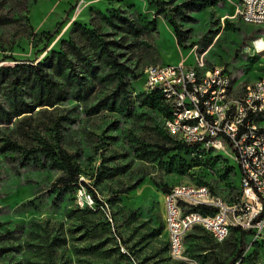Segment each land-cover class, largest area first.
<instances>
[{"label": "rangeland", "instance_id": "1", "mask_svg": "<svg viewBox=\"0 0 264 264\" xmlns=\"http://www.w3.org/2000/svg\"><path fill=\"white\" fill-rule=\"evenodd\" d=\"M207 1L0 0V49L6 54L38 62L47 54L42 32L58 25L48 51H59L74 25L93 29V21L103 23L105 41L121 42L111 47L124 65L114 68L89 55L90 67L77 65L79 84L59 79L65 92L54 106L35 105L31 113L0 125V264H194L168 258L161 229L164 186L205 184L232 202L240 193L236 154L226 142L164 153L159 146L178 141L165 128L163 104L147 99L142 76L151 64L182 62L200 69L203 57L208 67L203 72L216 71L210 65L224 67L240 96L246 85L264 77V51L253 45L264 38V29L242 22L240 0ZM120 17L138 26L137 35L124 31ZM171 22L183 32L187 48L178 44ZM25 97L31 104L28 93ZM259 123L264 129V114ZM7 141L17 142L16 150L5 148ZM46 144L73 157L88 193L100 199L89 206L93 217L106 227H89L88 213L76 211L82 207L80 187L58 184L63 161L35 151ZM234 227L228 222L220 230L230 234ZM240 238L231 233L228 245L216 244L193 228L185 238V256L198 264L214 259L226 264ZM245 242L240 264H264V230Z\"/></svg>", "mask_w": 264, "mask_h": 264}, {"label": "built area", "instance_id": "2", "mask_svg": "<svg viewBox=\"0 0 264 264\" xmlns=\"http://www.w3.org/2000/svg\"><path fill=\"white\" fill-rule=\"evenodd\" d=\"M240 1L242 22L264 27V0ZM253 45L261 50L264 38H255ZM203 60L200 73H193V66L182 62L151 64L144 71L145 90L152 92L154 86L164 85L166 104L177 108L178 121H171L169 115L165 121L167 131L192 149L229 143L240 168V193L232 202L215 195L205 184H177L164 193L169 253L173 260L196 264L185 256L184 241L195 226L203 227L219 243L230 235L217 229L220 221H237L239 229L256 236L264 230V131L257 124L264 114V80L257 78L246 85L240 97H235L231 91H223L224 77H232L230 72L220 65H210L216 66V73L203 75V68H208L203 67ZM249 157H256L255 169H248ZM79 187L82 207H92L91 193L83 184ZM195 207L215 211L204 213Z\"/></svg>", "mask_w": 264, "mask_h": 264}, {"label": "trees", "instance_id": "3", "mask_svg": "<svg viewBox=\"0 0 264 264\" xmlns=\"http://www.w3.org/2000/svg\"><path fill=\"white\" fill-rule=\"evenodd\" d=\"M119 19L122 23V26L124 27V31L131 35H137L138 26L134 25V23L127 18L120 17ZM106 20L111 21L109 18H107ZM91 23L94 24L93 29L90 27H81L74 25L70 30V39L62 41V49L59 51H48V42L58 32V25L52 31L42 32V34L47 36L42 51H46L47 54L42 60H39L38 62H34L33 60L28 61L27 59L15 58L14 56L6 54V51L4 49H0V125L10 124L13 122V119L15 117L26 113H31L35 105L37 107L54 106L56 104V101L64 96L65 92L64 88H62V85L60 87L59 79H66L69 84H79L78 81L81 79V76L76 73L77 65L79 63H83L88 68L90 61L88 59L89 55L93 56V54H96L97 57L107 60L108 63L111 64L114 68H122L124 66L118 61V54L115 52V48L113 49L111 47V44L120 45L121 42L105 41L103 39V36H101L103 34V23H94L93 21H91ZM171 25L176 35L178 44L183 46L184 48H187L188 46H186V44L184 43V38L182 36L183 32L174 22H171ZM122 38L124 40L126 39L125 37ZM122 45L124 47L125 42L124 44H121V46ZM96 55L94 57H96ZM8 60L13 61L14 64H1V62ZM91 69H93V66H91ZM142 77L144 84V72ZM27 90L29 92H27ZM158 90L159 89H155L152 92H148L147 99L153 103H156V101L161 102L166 109V117H168L170 115L169 108L166 105L162 92H160L161 90ZM27 93L32 100L31 104L26 100L25 94ZM30 116L31 115H27L26 118H29ZM21 127L25 133L26 128L23 125H21ZM177 141L178 142H174L175 144L173 146H165L164 144H162L159 147L164 150V153H168L173 149H192L182 141L178 139ZM7 146H9L8 148L16 150L18 143L15 141H7L5 144V148H7ZM35 151L43 153L48 157L58 156L63 161V164L65 165V173L57 179L59 185H75L77 189L80 184L87 186V184L81 179V171L74 164L73 157L67 155L64 150L59 149L56 151L53 146H51L50 144H46L44 146L35 148ZM164 189V193H166L171 189V187L169 188L167 186H164ZM91 195L93 199L98 204H100V199L97 197V195L94 192H92ZM77 206L79 208L76 211H80L83 214L88 213L89 227L96 229L100 228V226H107V222L104 223L95 220V218L93 217L94 210L91 209L88 205L83 207L79 205ZM193 209L200 210L204 213H212L215 211V209L213 208L207 209L206 207H195ZM85 220H87L86 217ZM163 228L165 229L168 241V258L173 260L169 253V240L165 228V223L163 224L161 229ZM194 228L207 232L203 227L199 225L195 226ZM207 233L210 235L211 240L216 244L228 245L230 243L229 237L224 242L219 243L214 240L209 232ZM231 233L232 235L239 234V236L241 237V244L237 248L235 257L226 264H235V262L240 259L247 245V243L245 242V238L246 236L251 234V232L241 230L237 227L232 228ZM175 261L182 262L178 260ZM213 264L225 263L221 261L219 262L217 259H214Z\"/></svg>", "mask_w": 264, "mask_h": 264}, {"label": "bare ground", "instance_id": "4", "mask_svg": "<svg viewBox=\"0 0 264 264\" xmlns=\"http://www.w3.org/2000/svg\"><path fill=\"white\" fill-rule=\"evenodd\" d=\"M245 24H254L255 25V22H247ZM255 51L263 52L264 48H262L261 50H255ZM199 68H200V63H199ZM193 73H200V69L193 68ZM215 73H216V71L208 72V73L203 72V75H210V74H215ZM259 80H264V77L259 79ZM232 85H233L232 77H224V80H223V91H231ZM155 89H159V90H161L160 92H162V94H165L164 85H156V86L153 87V91ZM166 105L169 108V112H170V115H171V121H178L177 108L171 107L170 104H166ZM166 121H168V117H167ZM212 146H220V144H212ZM201 147H208V146H201ZM255 164H256V157H249L248 169H255ZM228 222H234L235 227L239 228V224H238L237 221H220V222H217V229H221L222 227H225L228 224ZM194 264H196V263H194Z\"/></svg>", "mask_w": 264, "mask_h": 264}, {"label": "crops", "instance_id": "5", "mask_svg": "<svg viewBox=\"0 0 264 264\" xmlns=\"http://www.w3.org/2000/svg\"><path fill=\"white\" fill-rule=\"evenodd\" d=\"M258 28H263V29H264V27H261V26H258ZM231 92H232V95H233V96H235V97H240V95L237 93V90H236V88H235L234 83H233V86H232ZM243 92H244V90H243ZM241 95H242V94H241ZM259 119H260V117L258 118V120H259ZM258 120H257V124H258ZM258 125H259V127L264 131L262 125H261L260 123H259ZM186 236H187V235H186ZM186 236H185V238H186ZM184 241H185V239H184ZM185 248H186V244H185Z\"/></svg>", "mask_w": 264, "mask_h": 264}]
</instances>
